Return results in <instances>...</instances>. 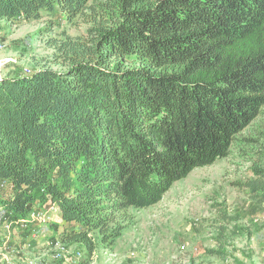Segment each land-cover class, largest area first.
I'll use <instances>...</instances> for the list:
<instances>
[{"label": "trees", "instance_id": "obj_1", "mask_svg": "<svg viewBox=\"0 0 264 264\" xmlns=\"http://www.w3.org/2000/svg\"><path fill=\"white\" fill-rule=\"evenodd\" d=\"M96 2L0 0L1 21L90 25L54 45L65 70L0 79V215L57 207L58 238L89 253L95 235L121 236L125 211L228 158L264 109V0ZM254 173L246 187L264 203Z\"/></svg>", "mask_w": 264, "mask_h": 264}, {"label": "rangeland", "instance_id": "obj_2", "mask_svg": "<svg viewBox=\"0 0 264 264\" xmlns=\"http://www.w3.org/2000/svg\"><path fill=\"white\" fill-rule=\"evenodd\" d=\"M89 29L84 19L68 23L45 13L17 24L0 20V79L41 68L65 70L54 45L84 41ZM256 167L264 168V109L238 136L228 158L195 169L159 204L125 211L126 227L113 244L95 235L97 248L89 253L81 243H63L54 229L58 210L51 206L40 222H31L32 230L14 225L7 232L0 223V263L264 264V203L246 187L257 179Z\"/></svg>", "mask_w": 264, "mask_h": 264}, {"label": "built area", "instance_id": "obj_3", "mask_svg": "<svg viewBox=\"0 0 264 264\" xmlns=\"http://www.w3.org/2000/svg\"><path fill=\"white\" fill-rule=\"evenodd\" d=\"M4 48V43L0 42V49H3ZM6 186V182H2L1 183V187H4ZM44 217L43 214H38V213H32L31 217L28 219V220H25V221H14L12 219H10L9 217L7 216H2L0 215V223L3 222L4 224V230L7 231V232H11L12 228L14 227V225H17L21 228H28L29 227V224L32 222V221H37L39 220L40 218ZM49 218V217H48ZM1 236V235H0ZM3 250L0 249V253L2 252ZM0 264H3V263H0Z\"/></svg>", "mask_w": 264, "mask_h": 264}, {"label": "crops", "instance_id": "obj_4", "mask_svg": "<svg viewBox=\"0 0 264 264\" xmlns=\"http://www.w3.org/2000/svg\"><path fill=\"white\" fill-rule=\"evenodd\" d=\"M55 209H57V207L55 208ZM58 210V209H57ZM57 217H59L60 218V214H59V211H58V215H57ZM15 221V220H14ZM59 222H60V219H59ZM30 230V229H29ZM34 232V231H33Z\"/></svg>", "mask_w": 264, "mask_h": 264}]
</instances>
